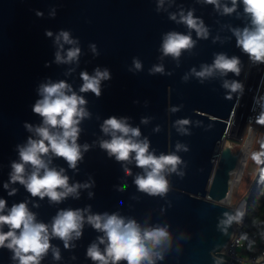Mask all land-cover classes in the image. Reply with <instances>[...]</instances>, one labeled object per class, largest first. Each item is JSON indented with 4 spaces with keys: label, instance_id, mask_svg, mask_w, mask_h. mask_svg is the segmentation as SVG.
<instances>
[{
    "label": "water",
    "instance_id": "obj_1",
    "mask_svg": "<svg viewBox=\"0 0 264 264\" xmlns=\"http://www.w3.org/2000/svg\"><path fill=\"white\" fill-rule=\"evenodd\" d=\"M219 4L217 8L206 0H0V199L6 201L0 214L24 202L37 223L49 226L50 234L62 210H81L85 218L82 234L73 233L68 247L51 236V247L40 264H100L87 252L96 244L105 253L107 238L87 217L105 213L118 214L125 222L135 220L142 231L166 229L169 238L153 249L159 254L153 256L154 264H227L221 251L245 209L242 205L238 214L224 203L231 201L241 148L230 141L224 144L225 134L242 88L232 92L225 85L242 86L249 54L238 46L234 30L253 25L243 0H237L235 11L227 14L224 7H233L232 0H219ZM182 12L185 16L192 12L203 21L207 37L181 22ZM61 31L75 43L61 38L58 44ZM172 32L190 35L193 41L179 57L163 51L164 40ZM72 48L80 49L77 59L56 62L58 51L66 60ZM220 54L240 60L239 75L218 69L206 77L196 75ZM156 67L163 71L155 72ZM97 68L110 74L101 81L99 97L80 91L81 73L94 76ZM60 81L70 86L69 95L75 92L85 99L81 107L88 115L78 125L82 159L76 168L51 152L43 157L50 168L64 170L70 186L81 185L76 194L56 202L33 197L24 185L11 183L10 174L13 162H22L19 147L26 146L29 138L39 139L26 125L35 129L43 124V118L33 112L42 98L41 85ZM113 116L139 128L141 135L134 139H147L150 153L180 158L174 171L168 166L162 173L167 192L151 195L139 190L137 176L150 169L137 166L134 152L129 161H117L101 148V141L112 138L102 125ZM182 120L188 123H178ZM25 167L26 176L34 170L31 164ZM229 217L235 219L227 223ZM2 230L9 231V226L3 225ZM101 237L105 243H100ZM13 257L12 250L0 248V264H19Z\"/></svg>",
    "mask_w": 264,
    "mask_h": 264
},
{
    "label": "clouds",
    "instance_id": "obj_2",
    "mask_svg": "<svg viewBox=\"0 0 264 264\" xmlns=\"http://www.w3.org/2000/svg\"><path fill=\"white\" fill-rule=\"evenodd\" d=\"M207 3L220 7L219 0H206ZM233 7H224V13L235 11L237 0H232ZM245 12L252 17L253 27H245L242 30H234L237 37V44L243 51L254 60L264 63V0H243ZM39 14V13H38ZM181 22L185 23L190 29H195L197 34L207 37V29L203 26V21H198L192 12L185 16L180 14ZM172 19H176L175 16ZM51 36L52 33L48 32ZM68 44L75 41L70 39L66 31H61L56 37L59 44L60 39ZM193 46L190 35L180 33H169L163 43L165 55L179 57L183 49ZM63 48V45H61ZM95 51V45L92 46ZM80 54L79 48L69 49L67 58L56 53L57 63H67L77 59ZM135 67L139 69L141 64L138 60L134 61ZM240 60L237 57L227 58L226 55L220 54L216 57L212 66H205L204 70L196 73L199 77L211 75L214 70H220L223 73L233 72L239 75ZM155 72H162V67H156ZM195 72V69H193ZM84 81L80 91H91L97 97L101 95V81L110 78L107 69L101 71L96 69L94 76H89L87 72L81 73ZM230 87L232 92H236L242 86L237 82L225 85ZM39 99L34 107L33 112L43 118V124L35 127L27 124L29 131H35L39 139L29 138L26 146L19 147V155L22 162L12 164V173L10 174L11 183L19 182L24 185L26 190L33 197H48L51 201H60L69 194H76L81 185H69V178L64 175V170L57 171L49 167V162L43 158L50 152L57 157L65 159L71 168H76L77 162L82 159L81 146L77 143L80 129V121L88 115L82 105L86 104L82 96L71 91L70 86L60 81L58 83H48L41 85ZM146 122V121H145ZM180 124H187V120L179 121ZM257 123L264 125V112H261L257 118ZM56 129V131H53ZM62 130V131H61ZM102 131L111 135V140L101 141V148L107 150L109 156H115L117 161H129L132 153H135V161L138 167L150 169L146 175L137 176L135 183L139 190L151 195H157L167 192L168 181L162 174L168 166L174 171L180 163V158L176 155H161L159 157L149 152V143L147 139L139 141L141 135L139 128H132L128 125L127 119H117L111 117L104 121ZM119 133V135H118ZM88 145H84L87 151ZM257 163H260V154L254 153L252 157ZM31 164L33 171L26 176V165ZM43 170V174H41ZM126 171H129L126 169ZM130 174V171H129ZM89 185H84L88 187ZM5 188L8 184L4 185ZM63 189V191H58ZM15 190H13L14 193ZM6 208V201L0 199V213ZM227 215V214H226ZM235 217H229L227 223ZM85 218L81 210L61 211L54 218L51 226L44 223H37L35 215L29 211L27 204L21 202L12 206L8 214H0V248L7 247L14 252V260H19V264H40L43 255L51 247V236L59 237L68 242L72 239L73 233L79 237ZM87 222L95 229L103 231L107 238L105 253H102L98 245L93 244L87 252L88 257L93 261H99L100 264H119L121 260H126L128 264H143L149 261L154 264L153 256L159 255L153 251L162 240L169 238V233L164 228H154L142 231L135 220L125 222V219L118 214L108 215H89ZM3 225L9 226V231L2 230ZM19 230V234H17ZM8 242V243H6ZM100 243H105V238H100ZM151 244V248L148 246ZM56 258L59 259V252H56ZM163 259V257H160Z\"/></svg>",
    "mask_w": 264,
    "mask_h": 264
},
{
    "label": "built area",
    "instance_id": "obj_3",
    "mask_svg": "<svg viewBox=\"0 0 264 264\" xmlns=\"http://www.w3.org/2000/svg\"><path fill=\"white\" fill-rule=\"evenodd\" d=\"M261 112H264V63L254 61L249 56L242 79L239 104L229 123L224 141V144L230 141L241 146L240 160L247 144L251 143L249 156L257 143L264 145V125L257 123ZM247 205L248 200L244 199V216L235 222L232 236L221 251L227 255V264H264L263 235L250 232L245 227Z\"/></svg>",
    "mask_w": 264,
    "mask_h": 264
},
{
    "label": "rangeland",
    "instance_id": "obj_4",
    "mask_svg": "<svg viewBox=\"0 0 264 264\" xmlns=\"http://www.w3.org/2000/svg\"><path fill=\"white\" fill-rule=\"evenodd\" d=\"M254 153L260 154V163L252 158ZM263 163L264 145L257 143L248 157L247 168L241 182L234 185L230 204L224 202L225 205L237 210L244 205V199H249V215L256 211L257 197L264 191V176L261 175Z\"/></svg>",
    "mask_w": 264,
    "mask_h": 264
},
{
    "label": "trees",
    "instance_id": "obj_5",
    "mask_svg": "<svg viewBox=\"0 0 264 264\" xmlns=\"http://www.w3.org/2000/svg\"><path fill=\"white\" fill-rule=\"evenodd\" d=\"M261 169H262L261 175L264 176V163ZM248 205H249V199H248ZM248 205H247L245 227L250 232L261 234L264 237V191L260 196L257 197V208L256 211L253 212L251 215H249Z\"/></svg>",
    "mask_w": 264,
    "mask_h": 264
},
{
    "label": "bare ground",
    "instance_id": "obj_6",
    "mask_svg": "<svg viewBox=\"0 0 264 264\" xmlns=\"http://www.w3.org/2000/svg\"><path fill=\"white\" fill-rule=\"evenodd\" d=\"M250 148H251V143L247 144V146L243 149L242 158H241L239 165L235 171V184L234 185H238L241 182V180L245 174V171L247 168V163H248V157L250 154ZM241 210H242V205L236 211L238 212V214H240Z\"/></svg>",
    "mask_w": 264,
    "mask_h": 264
}]
</instances>
